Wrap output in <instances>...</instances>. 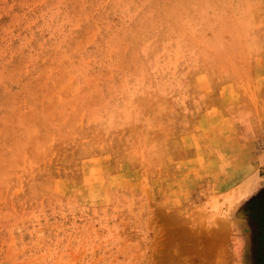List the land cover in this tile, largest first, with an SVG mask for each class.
I'll return each mask as SVG.
<instances>
[{
	"label": "rangeland",
	"instance_id": "374dc122",
	"mask_svg": "<svg viewBox=\"0 0 264 264\" xmlns=\"http://www.w3.org/2000/svg\"><path fill=\"white\" fill-rule=\"evenodd\" d=\"M263 96L264 0H0V264H263Z\"/></svg>",
	"mask_w": 264,
	"mask_h": 264
},
{
	"label": "crops",
	"instance_id": "0c3cea01",
	"mask_svg": "<svg viewBox=\"0 0 264 264\" xmlns=\"http://www.w3.org/2000/svg\"><path fill=\"white\" fill-rule=\"evenodd\" d=\"M256 103L258 105H264V96L260 97ZM231 188L232 187L227 188L223 192H218L217 194H208L206 200L210 201V198H217L218 201H220V199L224 198V196H227V194L230 193ZM201 207H205V204L201 203L198 205L200 211ZM207 216L209 218H214L215 227L210 230V234H214L212 241L208 243L209 245L206 248H203V250L207 252L208 257L203 258L202 261H213L212 264H230L234 260V256L229 251V247L231 246V241L233 237L232 224L229 223V220L227 219L229 214L226 213V210H223L220 205H218L216 211H212L210 209L207 212Z\"/></svg>",
	"mask_w": 264,
	"mask_h": 264
},
{
	"label": "flooded vegetation",
	"instance_id": "af4514ba",
	"mask_svg": "<svg viewBox=\"0 0 264 264\" xmlns=\"http://www.w3.org/2000/svg\"><path fill=\"white\" fill-rule=\"evenodd\" d=\"M254 219L257 223L259 233L257 238L258 261H264V198L256 204Z\"/></svg>",
	"mask_w": 264,
	"mask_h": 264
}]
</instances>
